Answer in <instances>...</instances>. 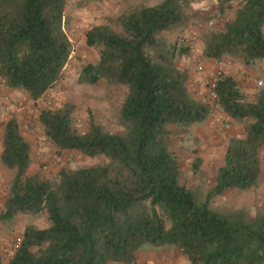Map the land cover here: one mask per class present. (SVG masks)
<instances>
[{
    "label": "trees",
    "instance_id": "obj_1",
    "mask_svg": "<svg viewBox=\"0 0 264 264\" xmlns=\"http://www.w3.org/2000/svg\"><path fill=\"white\" fill-rule=\"evenodd\" d=\"M193 1L162 0L135 9L116 20L120 32L108 24L86 31L85 43L99 49V60L81 68L78 82L127 88L120 109L124 135L105 131L92 117L88 131L78 134L69 104L40 111L37 122L57 155L104 156L107 163L62 169L56 180L25 177L30 146L19 121L7 122L0 161L16 174L0 222L42 212L51 222L49 228L26 226L8 264H135L144 246L174 247L188 264L264 263V214L226 215L210 204L229 189L249 190L260 180L264 86L254 102L231 76L219 80L213 103L189 93L188 74L176 59L192 47L169 45L159 35L182 23ZM228 1L218 0L220 14ZM66 6L67 0H0V80L6 88L36 100L60 82L72 53ZM263 26L264 0H240L221 30L203 34L202 57L218 62L228 56L243 65L264 59ZM215 105L244 124V134L229 139L216 183L199 199L179 182L167 126L200 124Z\"/></svg>",
    "mask_w": 264,
    "mask_h": 264
},
{
    "label": "rangeland",
    "instance_id": "obj_2",
    "mask_svg": "<svg viewBox=\"0 0 264 264\" xmlns=\"http://www.w3.org/2000/svg\"><path fill=\"white\" fill-rule=\"evenodd\" d=\"M161 1L67 0L64 25L72 45V53L64 69L62 79L45 94L50 105L47 107L44 104H36L30 114V119L35 120L38 118L42 109L55 110L69 104L74 106L72 125L78 134H84L88 131V120L89 117H92L94 122L102 126L105 131L124 135L120 109L127 95V88L108 85L105 81H101L97 85H86L78 82L81 68L86 64H96L99 60V49L86 45L85 33L94 26L106 24L116 32H120L121 28L116 20L121 15L128 14L144 6L158 4ZM218 14V11L214 8V2H209L208 5L203 4L200 0H194L186 12V19L176 25L171 32H164L159 35V38L165 40L169 45L177 44L178 47L181 46L178 41L179 38L188 35L195 37L196 40L191 46V53L188 56L177 58L176 62L181 58L188 57L190 62L193 63L191 57L196 56V53L198 56L200 55V48L203 46V34L222 29ZM262 61L264 59L257 62ZM193 64L197 69V65ZM0 89L6 90V88L1 86V80ZM22 96L27 97L24 94ZM14 98H19V96ZM205 101L213 103V101L209 100V97ZM13 118L17 119L19 123L28 122V118L26 119L21 115H9V120ZM235 124H237L235 131L231 132L232 130H229L227 132L225 127L220 130L217 129L213 135H209L206 132L201 133L202 131L196 132L194 126H167L170 131L168 138L170 150L174 153L179 163V182L193 190L199 199H204L214 187L217 171L224 164V155L229 139L240 137L244 134V124L238 122H235ZM2 138L0 139L1 144ZM40 148L47 150L50 158L46 161L38 162L37 165L39 167L36 172H34L35 169L27 170L28 173H25V177L31 173H36L37 176L44 180H56L58 172L62 169L89 168L108 162V159L104 156L88 158L76 152H64L61 155H57L47 138ZM51 158L52 160H50ZM196 162L198 163L197 167H195ZM3 168L5 169L3 174H5L6 182L0 188V212L8 196L10 184L16 174V169H8L4 165ZM210 204L213 209L226 215L241 213L247 218L263 215L264 150L261 153V176L257 186L249 190L229 189L223 194L214 197ZM28 225H34L39 229L49 228L51 222L48 220L46 212L36 215L18 214L10 222H0V255L3 258V263H8L12 255V245L17 239H20L23 229ZM168 248L173 249L174 247Z\"/></svg>",
    "mask_w": 264,
    "mask_h": 264
},
{
    "label": "crops",
    "instance_id": "obj_3",
    "mask_svg": "<svg viewBox=\"0 0 264 264\" xmlns=\"http://www.w3.org/2000/svg\"><path fill=\"white\" fill-rule=\"evenodd\" d=\"M203 4H208L209 2H214V8L218 11V0H200ZM240 0H230L224 5V13L218 14L220 17V21L222 23L221 27L228 21H230L234 17V13L236 9L239 7ZM156 5V4H155ZM204 9V8H202ZM216 12V11H215ZM221 30V29H220ZM263 34H264V26H263ZM203 46L200 48V55L196 53L198 62L202 66V70L198 71L195 68V65L190 62L188 57L181 58L176 62L178 69L186 71L188 74V91L189 93L196 99L205 101L207 97H209L207 83L209 82L212 75L220 69L224 76L233 77L239 87V90L244 94L246 99L249 102H254L255 94L257 91V86L254 82H248L244 80L243 76L236 72L235 70H239L240 72H244L253 80H261L264 86V61L255 62L251 65H243L239 61L232 59L231 57L225 56L220 61H214L211 59H207L202 57ZM26 95L21 90L14 89H6L5 91L0 89V111L4 108V96L7 95L10 98L20 97L22 95ZM227 128V132L229 130L231 132L235 131V121L228 117L219 107L214 106L212 113L207 117V119L194 126V130L201 133H216L217 129ZM20 135L21 137L29 144L30 146V159H31V168L29 167L28 171L31 169H35L34 172L38 169V162L48 160L49 154L47 150L44 148H40L37 146L38 138L32 133L27 125L26 121L20 123ZM52 149V148H51ZM54 150V149H53ZM2 153V148L0 149V155ZM43 155V157H42ZM52 160V158L50 159ZM1 164V163H0ZM27 171V173H28ZM5 169L3 165H0V188L3 187L6 179L4 177ZM36 173H31L29 176H34ZM34 226V225H33ZM8 264V263H3ZM135 264H188L186 258L178 252L175 248H149L148 246L142 247L136 254ZM264 264V263H262Z\"/></svg>",
    "mask_w": 264,
    "mask_h": 264
},
{
    "label": "built area",
    "instance_id": "obj_4",
    "mask_svg": "<svg viewBox=\"0 0 264 264\" xmlns=\"http://www.w3.org/2000/svg\"><path fill=\"white\" fill-rule=\"evenodd\" d=\"M194 36H186V37H181L179 38V43L180 45L184 46H192V44L195 41ZM191 61L197 65V69L202 70V66L199 65V62L196 58V56L191 57ZM239 74H241L244 78V80L248 82H254V84L257 87L263 86V82L261 80H253L250 78L248 75H246L244 72H240L238 69L235 70ZM223 73L220 69H218L210 78L209 83H208V92H209V100L215 101L217 100V92H216V87L219 82V80L223 77ZM1 86L3 88H6L1 81ZM7 89V88H6ZM46 95L44 94L42 97L33 100L30 97H19V98H10L9 96L5 95L4 96V102L5 106L4 108L0 111V139L4 135V129L9 121V115H21L22 117H25L26 119L28 118L27 125L29 126V129L32 133H34L37 138H38V147H41L42 144L45 142L46 137L44 136L38 122L37 118L35 120L30 119V114L32 113L34 106L36 104H44L48 107L50 105V102L46 99ZM2 147V144L0 142V149ZM21 240L17 239L16 242L12 245V253L15 252L16 250L19 249Z\"/></svg>",
    "mask_w": 264,
    "mask_h": 264
}]
</instances>
